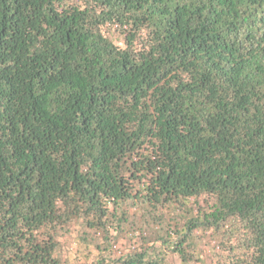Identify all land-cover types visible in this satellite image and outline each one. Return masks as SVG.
Masks as SVG:
<instances>
[{
	"label": "trees",
	"instance_id": "obj_1",
	"mask_svg": "<svg viewBox=\"0 0 264 264\" xmlns=\"http://www.w3.org/2000/svg\"><path fill=\"white\" fill-rule=\"evenodd\" d=\"M73 225L91 264H264V0H0V264Z\"/></svg>",
	"mask_w": 264,
	"mask_h": 264
},
{
	"label": "rangeland",
	"instance_id": "obj_2",
	"mask_svg": "<svg viewBox=\"0 0 264 264\" xmlns=\"http://www.w3.org/2000/svg\"><path fill=\"white\" fill-rule=\"evenodd\" d=\"M113 40H115L116 43L121 44L119 42V39L116 34L113 35ZM200 205H202L204 202L200 201ZM129 208H132L131 206ZM128 206H124V210L126 212H129V215H133L134 217L138 218L133 214L134 210H129ZM195 210V203L191 202H184V204H180L176 202L171 207H168L164 213L166 216V220H168L171 223V227L174 226H180L182 222L189 217V214L191 210ZM194 215V213H193ZM160 216L161 213H160ZM175 228V227H174ZM71 234L66 235L63 240L65 241L64 245V255L67 260V264H91V261L93 260L94 256L96 255L95 252L92 251V249H88V247L84 246L83 243L79 240H76V236L78 235V232L80 230V227H77L73 225L70 227ZM128 230V229H127ZM212 247V243H210ZM209 244L202 245L199 249L204 251V255L207 254L208 250H210ZM113 254H119L127 252L130 248H132L131 244H129V240L127 238H124V236L117 237L116 242H114V245L112 246ZM174 263L177 264V260L173 259Z\"/></svg>",
	"mask_w": 264,
	"mask_h": 264
}]
</instances>
